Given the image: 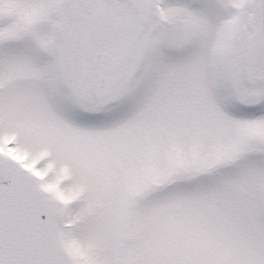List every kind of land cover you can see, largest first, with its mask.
I'll return each mask as SVG.
<instances>
[{
    "label": "snow or ice",
    "instance_id": "obj_1",
    "mask_svg": "<svg viewBox=\"0 0 264 264\" xmlns=\"http://www.w3.org/2000/svg\"><path fill=\"white\" fill-rule=\"evenodd\" d=\"M0 264H264V0H0Z\"/></svg>",
    "mask_w": 264,
    "mask_h": 264
}]
</instances>
